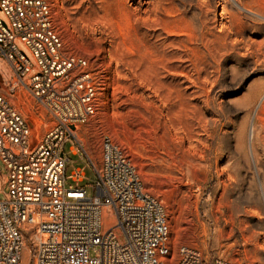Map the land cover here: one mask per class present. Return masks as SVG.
<instances>
[{
  "label": "rangeland",
  "instance_id": "obj_1",
  "mask_svg": "<svg viewBox=\"0 0 264 264\" xmlns=\"http://www.w3.org/2000/svg\"><path fill=\"white\" fill-rule=\"evenodd\" d=\"M51 1L67 48L99 82L97 109L78 132L85 151L64 145L67 186L95 194L109 135L162 202L176 256L185 245L209 260L264 264V0ZM14 81L0 59V92L37 134ZM23 264H33L27 249Z\"/></svg>",
  "mask_w": 264,
  "mask_h": 264
},
{
  "label": "built area",
  "instance_id": "obj_2",
  "mask_svg": "<svg viewBox=\"0 0 264 264\" xmlns=\"http://www.w3.org/2000/svg\"><path fill=\"white\" fill-rule=\"evenodd\" d=\"M0 59L15 75L9 91L41 126L34 134L31 118L0 92V264H23L24 249L33 264H237L185 245L174 254L162 202L109 135L95 194L67 186L64 145L72 139L71 153L85 151L78 132L97 109L99 82L89 60L67 48L51 0H0ZM84 176L77 168L73 180Z\"/></svg>",
  "mask_w": 264,
  "mask_h": 264
},
{
  "label": "water",
  "instance_id": "obj_3",
  "mask_svg": "<svg viewBox=\"0 0 264 264\" xmlns=\"http://www.w3.org/2000/svg\"><path fill=\"white\" fill-rule=\"evenodd\" d=\"M36 144V141L33 142L32 146H34Z\"/></svg>",
  "mask_w": 264,
  "mask_h": 264
},
{
  "label": "bare ground",
  "instance_id": "obj_4",
  "mask_svg": "<svg viewBox=\"0 0 264 264\" xmlns=\"http://www.w3.org/2000/svg\"><path fill=\"white\" fill-rule=\"evenodd\" d=\"M28 254H29V252H28Z\"/></svg>",
  "mask_w": 264,
  "mask_h": 264
}]
</instances>
